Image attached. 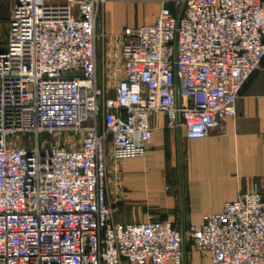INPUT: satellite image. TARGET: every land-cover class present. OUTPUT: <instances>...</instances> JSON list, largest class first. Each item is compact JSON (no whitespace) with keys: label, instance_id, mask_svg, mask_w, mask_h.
<instances>
[{"label":"built area","instance_id":"1","mask_svg":"<svg viewBox=\"0 0 264 264\" xmlns=\"http://www.w3.org/2000/svg\"><path fill=\"white\" fill-rule=\"evenodd\" d=\"M106 1L11 0L0 50V264H183L170 222L112 218L108 146L114 160L143 157L159 115L190 139L235 117L264 61V0H187L179 24L163 7L154 24L123 30L112 85L100 83L96 58ZM60 133L80 147L39 146ZM19 134L34 144L9 146ZM186 239L211 264H264V192L254 184Z\"/></svg>","mask_w":264,"mask_h":264},{"label":"crops","instance_id":"2","mask_svg":"<svg viewBox=\"0 0 264 264\" xmlns=\"http://www.w3.org/2000/svg\"><path fill=\"white\" fill-rule=\"evenodd\" d=\"M172 1L107 0L103 4L96 28L98 37H104L99 39L106 51L101 58L103 74L113 66L116 77L122 76L119 37L123 30L154 24L163 7L178 16L180 9ZM9 9L3 11L4 21ZM110 54L114 65L108 64ZM235 108V117L218 119L202 139L188 138L181 126L169 129L163 115L152 118V139L143 157L112 160L108 146L107 199L112 218L135 224L153 216L180 231L184 228L183 264H211L210 255H199L186 239L188 227L201 226L204 217L220 213L225 203L249 193L254 184L264 192V61L245 83Z\"/></svg>","mask_w":264,"mask_h":264},{"label":"rangeland","instance_id":"3","mask_svg":"<svg viewBox=\"0 0 264 264\" xmlns=\"http://www.w3.org/2000/svg\"><path fill=\"white\" fill-rule=\"evenodd\" d=\"M12 2L11 0H0V50H3L5 45V38H6V33H7V19L6 21H4L3 18V11L6 10L7 8L9 9V7L11 6ZM6 8V9H5ZM101 41H97L96 44V58H97V70H98V77H99V81L101 84H108V85H112L113 84V80H111V71L113 72V66L110 68V72H108V74H103V69H102V56L103 53L105 54L106 51L102 50V45H101ZM118 57V56H117ZM115 58L113 56V54L110 56H108V64L110 65H114V61ZM117 63L119 65V59L117 58ZM118 75V74H117ZM119 77V76H118ZM109 95H111V93H109ZM8 144L11 147H21V146H25V147H30L34 144V140L32 138V136L30 135H23V134H19V135H15L13 137H10L8 139ZM80 138L79 137H73L69 134H55V135H48V134H43L42 136H40L39 138V146L42 148H50L51 146H59L62 148H67L69 146H73L74 148H79L80 147ZM112 160H114L112 158Z\"/></svg>","mask_w":264,"mask_h":264},{"label":"water","instance_id":"4","mask_svg":"<svg viewBox=\"0 0 264 264\" xmlns=\"http://www.w3.org/2000/svg\"><path fill=\"white\" fill-rule=\"evenodd\" d=\"M186 3H187V0H184L182 5H181L180 11H179V14H178V17H177V23L178 24H179V22H180V20L182 18L184 10L186 8ZM175 101H176V106L178 107V104H179V88H178L177 80L175 81ZM177 123H179L178 115H177ZM181 236H182V248H183V257H184V253H185V233H184V228L181 230Z\"/></svg>","mask_w":264,"mask_h":264}]
</instances>
